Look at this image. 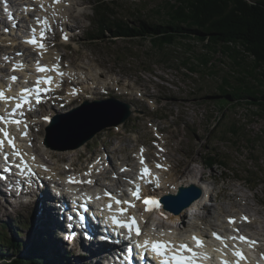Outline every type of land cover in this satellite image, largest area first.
Segmentation results:
<instances>
[{"label": "rangeland", "instance_id": "rangeland-1", "mask_svg": "<svg viewBox=\"0 0 264 264\" xmlns=\"http://www.w3.org/2000/svg\"><path fill=\"white\" fill-rule=\"evenodd\" d=\"M95 1L73 0L69 8L75 19L72 22L75 25V43L78 42L77 51L71 57L77 61L79 67L84 66L90 77L109 89L118 86L124 95L120 96L114 89L113 94L108 97H103L97 92L95 100L114 98L131 104L133 115L118 127H107L90 139L91 141L88 140L84 146L73 151H65L70 145L67 138L54 140L55 138L50 137L49 147H43L44 136L36 132L32 134L33 140L37 141L34 147H30L32 142L24 143V147L34 150L38 145L35 156L43 158L45 163L54 166L60 173L70 169V173L65 176L67 178L72 177L73 171H78L83 166V172L86 169L88 172L93 171L100 182V172L91 170L90 164L97 157L103 156V151L111 153L114 169L122 173L121 169L128 165L132 171L138 168L141 149H144L143 155L146 158L171 165V178L166 176L165 181L172 189L178 182L187 185L188 181L195 180L200 184L205 181L206 186L210 188L209 204L199 217L202 221H198L200 224L203 222L201 229L217 227L221 225L220 219L224 221L226 216L245 212L251 213L255 219V222L247 227L248 231L263 237L264 113L259 115L262 111L246 102L236 104L222 98L217 99L225 79H228L232 86H238L236 77L239 68L221 51L210 52L202 42L190 39L179 40L174 46L164 48L162 53L165 54L167 63L162 60L155 65L143 63L142 61L151 56L158 57L155 56L152 42L148 39L115 40L110 34L101 40L90 37V34H98L97 27L92 24L98 16L97 11L106 9L110 14L112 10L118 18L128 21L130 26L138 25L141 19L150 23H166L169 20L168 3L175 1L110 0L113 8L104 6L94 10ZM68 54L72 52L69 51ZM203 55L212 58L208 66L198 65V57ZM187 60L190 66L198 67L197 72L191 73L184 68L181 62ZM247 61L252 62L251 59ZM148 65L150 70H144ZM7 71L8 69L1 72L4 78ZM74 107L76 108V105L71 107V110ZM66 110L61 114L69 112L67 108ZM218 119L221 120V126L215 128ZM113 120V117L102 118L94 125L109 124ZM234 126H237V132L233 131ZM164 145H167L166 148L170 151H167ZM64 152H68L67 157L63 156ZM205 152L219 153L227 157L232 171L226 172L220 166L207 168L204 164ZM41 158L38 161H41ZM114 174L113 172L108 175ZM48 192L50 195L51 190ZM40 200L42 201V198ZM35 210L33 205L11 207L0 198V240L5 238L8 241L12 238L16 239V242H23L22 251L18 250L19 252L16 249L10 250L8 243L2 242V253L13 254L16 251L18 258H26L28 254L35 255ZM166 219L169 224L179 221L176 218L173 221ZM57 220L59 221V218ZM58 221H55V227L67 229L64 222ZM196 221H187V226L192 227V223ZM47 224L52 228L50 222ZM31 237H34V241ZM45 238L49 241V236ZM44 239L40 241L45 242ZM262 239L264 241V237ZM52 243L54 253L50 248L40 247L43 251L39 250V257L43 255L48 261L55 256L60 259L67 257L73 260L74 264H97L93 259L72 257L74 251L70 246L62 252L54 242ZM78 247L79 245L76 246ZM77 254L75 251L74 255Z\"/></svg>", "mask_w": 264, "mask_h": 264}, {"label": "trees", "instance_id": "trees-1", "mask_svg": "<svg viewBox=\"0 0 264 264\" xmlns=\"http://www.w3.org/2000/svg\"><path fill=\"white\" fill-rule=\"evenodd\" d=\"M174 1L172 4L168 3L169 20L166 23H150L141 19L138 25L130 26L128 21L118 18L112 10L109 14L106 9H101L104 6L113 8L110 0H96L93 9L101 10L97 11L98 16L92 24L97 27L98 34L97 36L90 34V37L101 40L110 34L115 40L148 39L152 42L155 56L158 55L157 58L151 56L142 61L150 65L159 64V60L167 63L165 54L162 53L164 48L174 46L179 40L190 39L202 42L210 52L221 51L222 54L229 56L239 68L236 77L238 86H232L229 80L225 79L217 99L222 98L236 104L246 102L258 107L262 111L259 115H262L264 113V1ZM247 59H251L252 62L248 63ZM211 61L212 58L208 55L198 57L200 66H208ZM181 64L191 73L198 70L195 65L190 66L188 60ZM143 69L150 70L149 65ZM225 107L227 106H221V108ZM220 126L221 120L218 119L215 128ZM234 127L233 131L237 132V126ZM205 157L204 163L209 169L220 166L226 172L232 171L227 157L209 152H205ZM2 242L8 243L10 250L22 251L21 241L16 242V239L12 238L7 241L2 238L0 245ZM35 250L37 251L36 248ZM18 252L4 254L0 251V264H66L63 259L58 258L48 261L47 257H38L36 252L35 255L28 254L26 258H18L16 257Z\"/></svg>", "mask_w": 264, "mask_h": 264}, {"label": "snow or ice", "instance_id": "snow-or-ice-1", "mask_svg": "<svg viewBox=\"0 0 264 264\" xmlns=\"http://www.w3.org/2000/svg\"><path fill=\"white\" fill-rule=\"evenodd\" d=\"M54 3H60L61 0H53ZM41 7H43V4H41ZM36 24L40 26L39 32L37 30V27H31V38L26 43H30L39 49L46 50V45L42 41L46 38V34L48 31H50V22L47 18L41 19L40 17L35 18ZM7 31V29H6ZM38 33V34H37ZM65 39L67 37L65 36ZM17 55H22V53H17ZM41 55H43V52H41ZM5 60L8 59V57L4 58ZM17 68H22V64H18L16 66ZM37 70L39 72H56L57 75H60L61 77L64 75L63 72L59 71V65H54L52 68H48L47 66H40L39 61H37ZM10 79L12 81H16L18 77L15 75L11 76ZM54 77L53 76H44L42 78H38L36 81V85L34 88H24L18 95L15 96H8L7 91H10L11 88L7 89H0V101L5 102L6 104L9 102H15V107L11 108V110L5 108L4 112L7 113V115L0 114V121L4 122L5 124H15L17 128H23V131L21 132L22 136L27 137L28 132V122H27V116L25 111H23L25 105L28 106L29 110H34L32 108L33 100L36 104H39L42 102V96L41 93H47L51 91V85L54 83ZM41 84H46L49 87L44 88L41 87ZM74 94V93H73ZM31 97V99H30ZM44 119H48V117H44ZM0 133H2V137H0V154H3L4 161H9L10 156L14 155L18 158V162L15 164V167L17 169H20V174L24 175L27 173L29 176H35V172L32 171V169L29 167L27 162L25 161V153H23L18 146L15 143V137L11 136L9 131H7L5 128L0 127ZM6 146H10L12 151L11 153H8L6 151ZM144 149H141V158H140V164H141V170L140 175L138 177V180L143 183H155L156 186H158V178L154 181L152 179V171L148 166V163L145 160V157L143 156ZM33 159H35L33 157ZM156 167H162V165L157 164ZM10 170V169H8ZM129 169L123 168L121 171H128ZM91 172L85 173V175H90ZM69 182L71 183H87L92 184L93 181L91 179L85 180V181H79L76 180L74 177H69ZM130 184L134 186L133 190H130L132 193V196L135 197L136 200H142L143 203L146 205V211H152L153 208L159 207V201L155 199L154 197H142L141 196V184L137 182L136 179L129 180ZM104 195L109 198V203L106 205V208L109 213H112L108 217V221L114 225L117 228L120 229H126V239L129 241V247L128 251H132L133 247L138 248L140 251L137 253V255L140 258H149V264H151V261H155V264H204V261L211 260L213 257H211L208 253L198 251V249L203 248L204 241L196 235H193L191 239L194 241L195 246L193 247L189 243H187L184 240L180 241H173L170 239H152V238H143V239H133V234L135 237H142L146 236L145 233L142 232V229L139 226V223L135 216H132L129 214L128 209L135 207L132 201L130 200H122L118 197L117 194H114L108 190H104ZM96 199H100V197H96ZM115 203L116 206H119L115 212L113 211V203ZM103 211V210H102ZM127 216L126 219H122L121 217ZM71 219V218H70ZM243 221H248V217H242ZM229 224H235L236 218L235 217H229L228 219ZM233 231L237 233V235L232 237H224L219 235L216 232L212 233V236L221 241V243L224 244L225 248H228L229 245L227 241L231 239L234 241L233 245L231 246L232 249V255L236 257L235 260H228L226 258L220 259V264H241V262H244L247 260L246 255L244 254L243 250L239 248V243H246L250 246H255L258 241H253L250 238L244 236L243 234H240L239 228H234ZM120 235L121 233H117ZM217 252H223L222 249H215ZM150 254V256H149ZM262 256H264V253H262ZM126 264H130V258L125 256Z\"/></svg>", "mask_w": 264, "mask_h": 264}, {"label": "bare ground", "instance_id": "bare-ground-1", "mask_svg": "<svg viewBox=\"0 0 264 264\" xmlns=\"http://www.w3.org/2000/svg\"><path fill=\"white\" fill-rule=\"evenodd\" d=\"M12 12L17 13V11H15L14 9L12 10ZM25 37H26V34H22V33L16 34V38L24 39ZM41 52H43V55H41ZM48 54H49V50H42V49H39L38 48L37 51L34 52L31 55L32 56V61H35L38 58H43V59L45 57L47 58ZM27 59L28 58H26V60ZM26 62L27 63H25V65H24V69H23L22 74H21V72L19 70H14L11 65H8L7 64L4 67V71L6 69H8L7 74H6V77L4 78V80L6 81V83L7 82H10V80H11L10 77L13 76V75L17 76L18 78L20 77L21 79H24V78L27 77L26 75L32 74L33 78H38V75H37L38 72L37 73L35 72V70L37 71V68H36L37 65H34L35 63H31V62H28V61H26ZM51 63L52 62H50L49 64H51ZM32 65L34 66V70L32 69ZM47 73H41L40 76H47L48 75ZM7 95L8 96H15V94H11L10 92H7ZM61 102L62 101L60 100V103ZM14 106H15V103H14ZM57 108L58 109L60 108L58 110V113L61 114L62 111L63 110H66L67 107L64 106L63 108H61V107H58L57 106ZM54 112H56V110H54ZM50 114L52 116L56 115V113H50ZM22 131H23V128L22 127L19 128V131L18 132L17 131H13V132L11 131V136L14 137V135H15L16 139L20 142V145L23 146V147H24V143H26V142H32V146H34V144L37 141L36 140H33V138L32 139H29V137H30V132L29 131L30 130H27V132H28L27 137H22V135H21V132ZM81 133H82V131H81ZM55 134L59 137V139L61 138L59 132L56 131ZM65 138H67V139L70 140V143H69L70 145H68V148L65 151H73V150H69L70 149L69 147L78 142V137H72V136L71 137H68L67 136ZM25 149H26V151H28L30 153V156H33L34 155L32 150H28L27 148H25ZM67 154H68V152H64L63 156L64 157H67ZM31 159H32V157L31 158L29 157L28 158V161H31ZM42 159L43 158H41V160ZM46 161H48V160H46ZM138 162H139V166H138V168L136 170L135 169L133 171L130 170L131 172L125 173V174L124 173H121L122 175L120 177H118V178H115L113 175H105L107 173L105 171L104 173L101 174L102 182H100L99 179L98 180L96 179V175H94V173L92 171H90L91 172L90 175H85V173L83 174V170L82 171H79L78 175L80 177L79 178L80 181H85V180H89V179H91L93 181L92 184L83 183V185H81V186L79 185V183H71V182H69V180L66 181L65 176L67 175V173H70V169L66 170L63 173H57L55 170L53 172L49 173V174H47L48 173L47 172L45 174V176L48 175L49 176V179L54 178L53 181L50 184L44 178H40L38 181L36 180L37 178H35V177H40V175H41L40 173H38L35 176H32V180L29 179V178H23L22 177L23 179H20L19 182H18V185H16V186H18L17 194L20 197L23 196L24 198H26L27 200H29L32 197H36L35 195L37 194V192L41 191L45 196H49L48 198H53L50 195H47V193H48L49 187L52 184H54L55 181H56L57 183L59 182L58 189H61L62 186L65 184L67 186L65 188V190L71 189L70 190L71 192H75V194L80 195V196H83V198H82L83 201L86 200L88 197H91L92 195L93 196L100 197V200H109V198L104 195V190H108V191H110V192H112L114 194H117L119 198H125V196L128 195V192H127L126 189H131V187L133 186L128 181L135 179V176L138 173H140V170H141L140 160ZM146 162L148 163V166H149V168L152 171V174H153L152 177L155 178V179L158 178V181L160 182V184H162L163 186H167L168 184L165 181V179H167V178L165 177L166 173L164 171V168L162 169V167H156L157 164L162 165L161 164L162 161H156V160H150V159H148V160H146ZM30 164H31V162H30ZM30 166L39 167L41 169H44L41 165H37L36 162H32V164ZM128 167L131 168L130 165H128ZM11 168H13V167H11ZM4 171L5 170H4L3 166H2V164H0V173H3ZM43 171H47V170H43ZM73 173H74V171H73ZM10 174H11V171H10ZM108 174H110V172H108ZM60 175H62V177H60ZM13 176H14L13 177V180H11V182H8L7 185H5V183L2 182L3 183V189L7 190L10 187V185L12 184V182L14 180H16L17 175L14 174ZM7 177H8V178H6L7 180H9V178L11 179L10 175H8ZM201 179L203 180V177H201ZM116 181H120V182L117 183ZM114 182H116V183L113 184ZM37 183H38V185H37ZM192 184H195V185L199 186L200 188H203L205 190V193L211 192L210 188L208 186H206L205 181L202 182L201 184H200L199 181H196V180L195 181H192V182L191 181H188V184L187 185H192ZM145 185H146V183H145ZM181 185H182V182L181 183L178 182V185H176L177 187H175V188H177V190H179V188H180ZM27 186H29L30 188L27 187ZM39 187H40V190H39ZM206 187L208 188V190H206ZM165 190H166V195H169L170 197H172L177 192V191H173L170 186H169V188H166ZM56 198L59 200L58 195H57ZM63 198H65V197L64 196H61V198H60V200L58 202L61 203V201L63 200ZM100 200H96L95 203H94V205H96V204L98 205V202ZM48 201L49 200H42V201L36 200L35 201V204L33 205L36 208L35 215H34V220H33L35 222V225L36 226H34L33 229L35 231L34 233L36 234L34 236H36V239H37V241L34 244L37 247L36 248L37 249L36 255L38 257L40 256L39 250L40 251H43L42 250L43 247H45L47 249L50 248V251L52 253H54L53 252V248L51 247V243L52 242H54L55 243V246L57 245L61 249V251L63 252V249H62V246H61L60 241L55 236L51 235L49 233V230H48V227H49L48 224H47L49 222V220H48L49 219V216L48 215L51 213L50 207H49V202ZM200 201L201 200L197 201L195 204H198ZM112 203H113L114 206H116L114 202H112ZM195 204H193V205H195ZM172 206L174 207V205H172ZM116 208H118V207L116 206ZM136 208H139V206H136ZM57 210H59V208H55L52 211V213L53 212H56ZM75 210H77V209H75ZM60 211H64V207H62L60 209ZM140 212H141V222H142V224L144 223V224L147 225L148 222L153 218V214H146V213H144L143 208L138 211V213H140ZM163 214H164V216L166 218H169L172 221H173L174 218L180 219L179 216H175L172 212H170L168 210H163L162 211V215ZM98 215L101 216L102 215V212H98L94 208H91L90 211H89V214H88V216L90 217L91 220H94L95 217L98 218ZM189 218H190V215H189V211H188L187 212V219L186 220L187 221L190 220ZM63 222L65 223V225H72L73 224V223H71L72 221H69V220L68 221H63ZM94 222H95V220H94ZM219 222L221 223V225H219L217 227H210V228H205V229H201V227H200V225H202L203 222L201 224L198 222V227H197L196 234L199 233L201 235V237H203L210 244H212V243H216L217 244L219 241H217L212 236V233L213 232H216L217 233L219 230H222V231H226V233L232 234V230H233L232 227L227 226L228 224L225 221H223V220L220 219ZM79 226L83 229V226L82 225H79ZM164 229H165V230H163L164 232L162 231V229H160V230L163 232L162 234L165 237H173V238L175 237L177 239L178 238H183V239H186V240H191V237H192L191 232L189 230H186L184 232H181L179 230L180 227H177V225H174L173 227H170V230L169 229H166V228H164ZM90 230L93 233L94 232V227H91ZM39 235H42V236H39ZM44 235H45V237L49 236V238H48L49 241L47 240V238L44 237ZM69 236L72 237V238H74L75 240H78V239H81L82 238V235H81V233H80V231H79L78 228L77 229L74 228L73 231L71 230V233L69 234ZM94 236H96V235L94 234ZM41 239H44L46 241L45 242L40 241ZM54 239H56V240H54ZM31 240L34 241V237H31ZM233 243H234V241H233ZM128 244H129V242H128ZM40 247H42V248H40ZM207 247H209V248H211L213 250L216 249V246L215 245L209 246L207 244ZM220 247H224V244L221 243V242H220L219 248ZM83 248H84V251H86L85 257L88 258V259H92L91 257L88 256V255H90L89 253L92 252V253L95 254L96 251L94 249L87 248L86 246L83 247ZM73 251L74 252L75 251L78 252L79 255L82 254L81 251L79 250V248H75L74 247L73 248ZM74 252H72L73 255H74ZM37 253H39V254H37ZM207 253L208 254H210V253L211 254L217 253L218 256H221L222 255V254H219L217 251H215V252L209 251ZM47 255H49V254H47ZM103 256H104V252H100L99 255L95 258V262H97V264H110V263H108V261L104 260V257ZM42 257H45V256L42 255ZM55 257H57V256H55ZM82 257L85 258L84 255ZM57 258H60V257H57ZM76 260H78V259H76ZM81 261H83V260H81Z\"/></svg>", "mask_w": 264, "mask_h": 264}, {"label": "water", "instance_id": "water-1", "mask_svg": "<svg viewBox=\"0 0 264 264\" xmlns=\"http://www.w3.org/2000/svg\"><path fill=\"white\" fill-rule=\"evenodd\" d=\"M247 1L250 2L249 0ZM132 114L131 105L116 99H112L104 103H87L83 108L77 109L72 113L56 117L48 131L49 134H51V132L54 133V131H58L61 138H65L67 136L78 137V142L75 143L74 146L72 145L73 147H69L70 149H75L84 145L88 140L95 137L96 134L103 131L107 127L125 123ZM107 117H113L114 120L109 124L100 126L94 125L99 119ZM50 137L51 136L49 135L47 139L48 144L51 140ZM200 197L201 191L195 186L181 188L178 197H171V203L177 204L183 199H188V204H190L193 200Z\"/></svg>", "mask_w": 264, "mask_h": 264}]
</instances>
